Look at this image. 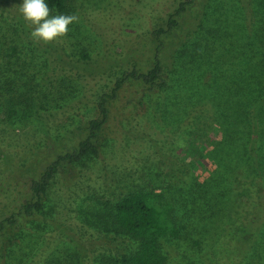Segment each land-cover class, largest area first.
<instances>
[{
	"label": "rangeland",
	"instance_id": "rangeland-1",
	"mask_svg": "<svg viewBox=\"0 0 264 264\" xmlns=\"http://www.w3.org/2000/svg\"><path fill=\"white\" fill-rule=\"evenodd\" d=\"M181 1L178 26L158 37L154 30ZM110 2L120 8L85 14L92 32L49 51L50 72L68 76L55 81L74 79L81 101L41 122L29 118L20 132H0V264H115L135 242L111 231L114 205L144 186L165 190L182 226L164 241L167 264H264V104L254 116L264 99V0ZM21 3L0 0V19L21 16ZM36 42L43 51L51 45ZM157 57L161 86L125 82L99 155L63 163L42 210L23 213L35 199L32 181L87 137L88 120L99 116L94 94Z\"/></svg>",
	"mask_w": 264,
	"mask_h": 264
},
{
	"label": "trees",
	"instance_id": "trees-1",
	"mask_svg": "<svg viewBox=\"0 0 264 264\" xmlns=\"http://www.w3.org/2000/svg\"><path fill=\"white\" fill-rule=\"evenodd\" d=\"M50 8V17L55 15H76L78 20L68 26L65 36L48 42L45 51L37 46L36 40L31 37L33 26L21 16H6L0 19V132L10 135L9 126L14 131H19L20 126L28 124L39 117L55 115L56 110L70 107L72 102L81 101L82 91L74 79H60L55 77H68L61 74L58 69L50 72L52 49L65 47L63 40L74 42L75 35L79 32L91 31L86 13L89 8L100 11L104 8L118 10L117 4L101 3L99 0H45ZM187 2L181 1L179 6L169 13L166 22L154 30L158 37L169 34L179 24V17L186 9ZM103 12V11H101ZM109 19L112 14L106 12ZM104 20L100 24L103 23ZM99 35L100 32H99ZM27 48L29 52L25 51ZM48 48V49H47ZM49 51L51 55L49 54ZM81 59H89L90 54L85 51L79 53ZM6 66L17 69L6 72ZM3 67V68H2ZM5 67V68H4ZM164 65L157 57L155 64L147 71H124L115 80L110 92H97L94 101L99 111V116L90 118L87 122L88 135L79 142L78 147L72 152H67L49 164L38 179L31 183L34 196L33 201L25 203L22 212L32 215L42 210L43 197L50 191L52 184L59 173L63 163L77 164L88 157H97L100 153L98 139L104 125L110 116V105L118 97L124 83L133 80L141 81L149 87L161 86L164 82ZM80 82L85 84L87 95V77L82 73ZM16 77V80H10ZM53 95H61L64 99H56ZM264 104V99L255 107L256 111ZM39 116V117H38ZM28 121V122H27ZM35 121V122H37ZM22 131V130H20ZM19 131V132H20ZM155 178V177H154ZM160 181V177L155 178ZM10 218L8 220H12ZM113 226L111 231L115 235L132 239L135 249L122 253L115 264H167V255L164 251V241L180 235L182 226L176 217L174 202L167 198L165 190L156 186L153 188L139 187L121 197L114 205L112 211ZM5 226L0 222V233Z\"/></svg>",
	"mask_w": 264,
	"mask_h": 264
},
{
	"label": "clouds",
	"instance_id": "clouds-1",
	"mask_svg": "<svg viewBox=\"0 0 264 264\" xmlns=\"http://www.w3.org/2000/svg\"><path fill=\"white\" fill-rule=\"evenodd\" d=\"M19 12L25 21L35 26L31 37L44 43L65 36L69 30L68 26L78 20L74 14L50 17V8L45 0H22Z\"/></svg>",
	"mask_w": 264,
	"mask_h": 264
}]
</instances>
